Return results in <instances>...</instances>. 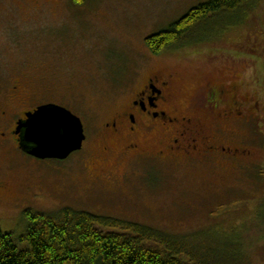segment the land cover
Listing matches in <instances>:
<instances>
[{
  "label": "rangeland",
  "instance_id": "rangeland-1",
  "mask_svg": "<svg viewBox=\"0 0 264 264\" xmlns=\"http://www.w3.org/2000/svg\"><path fill=\"white\" fill-rule=\"evenodd\" d=\"M207 1L86 0L77 5L48 0V10L30 14L22 0H0V109L21 107L9 102V90L15 76L26 72L37 83L26 105L62 103L82 119L88 135L83 149L63 160L39 159L13 145L0 147V180L11 182L13 194L22 197L0 198L4 231L21 233L28 208L56 213L70 207L176 236L194 235L222 248L233 245L223 254H238L240 264H264V224L254 217L264 212V0L244 22L207 44L186 48L197 54L189 59L160 55L153 60L146 44L148 36ZM209 47L242 51L215 50L209 56ZM160 64L177 73L178 97L186 104L202 99L198 95L206 94L210 84L235 86L246 104L240 110L251 105L257 116L253 126H222L256 148L255 158L241 167L226 161L216 167L151 161L127 168L114 152L96 169L91 163L83 166L86 157L96 161L100 156L93 146L100 136L93 135V128L117 107L128 77ZM94 171L105 176L95 179Z\"/></svg>",
  "mask_w": 264,
  "mask_h": 264
},
{
  "label": "flooded vegetation",
  "instance_id": "flooded-vegetation-1",
  "mask_svg": "<svg viewBox=\"0 0 264 264\" xmlns=\"http://www.w3.org/2000/svg\"><path fill=\"white\" fill-rule=\"evenodd\" d=\"M48 3V0H22V5L30 14L48 10ZM215 50L226 54L242 51L238 48L209 47V56ZM150 54L151 59L160 55H179L189 59L196 53L184 48L165 50L160 54L151 51ZM146 69L143 72L134 71L128 77L117 107L111 109L100 124L93 128V135L100 136L99 144L96 142L93 145L99 147L100 156H97L96 161L86 157L83 166L91 163L96 169L97 164L103 163L107 160L106 156L114 152L124 158L127 168L138 162L151 161L206 167L222 166L226 161L241 167L247 160L255 158L256 148L245 145L230 129L222 126H253L257 116V113L252 112L251 105L243 112L240 110L246 104L239 101L235 86L210 84L206 94L201 92L198 95L203 96L202 99L197 97L192 104H186L178 97L177 73L173 69H168L166 65H153ZM35 79L31 74L20 72L12 80L9 102L21 107L17 110L8 106L0 109V147L13 145L21 148L17 129L19 121L27 119V112L48 103L64 106L53 100L35 101L27 106L26 95L37 91ZM41 80H38L40 84L44 82ZM85 134L87 139L86 130ZM91 176L101 180L105 175L94 171ZM107 176L111 179L114 173ZM11 184L8 180H0V198L12 196L14 201L22 200L21 196L13 194ZM31 196L33 198L35 195L32 193Z\"/></svg>",
  "mask_w": 264,
  "mask_h": 264
},
{
  "label": "trees",
  "instance_id": "trees-1",
  "mask_svg": "<svg viewBox=\"0 0 264 264\" xmlns=\"http://www.w3.org/2000/svg\"><path fill=\"white\" fill-rule=\"evenodd\" d=\"M81 5L86 0H72ZM259 0H209L146 38L150 51L198 47L244 22ZM198 45V46H197ZM264 204V199L260 201ZM21 233L0 226V264H240L194 235L176 236L139 222L70 207L56 213L27 210ZM264 224V212H254ZM229 250V251H228ZM230 253V252H229Z\"/></svg>",
  "mask_w": 264,
  "mask_h": 264
},
{
  "label": "water",
  "instance_id": "water-1",
  "mask_svg": "<svg viewBox=\"0 0 264 264\" xmlns=\"http://www.w3.org/2000/svg\"><path fill=\"white\" fill-rule=\"evenodd\" d=\"M20 120L21 148L39 159H66L81 150L86 140L82 119L65 106L40 105Z\"/></svg>",
  "mask_w": 264,
  "mask_h": 264
}]
</instances>
